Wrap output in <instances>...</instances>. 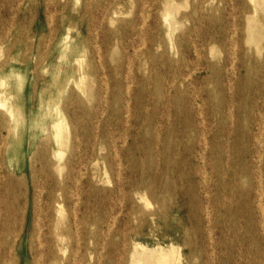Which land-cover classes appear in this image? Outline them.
I'll list each match as a JSON object with an SVG mask.
<instances>
[{
  "label": "rangeland",
  "instance_id": "374dc122",
  "mask_svg": "<svg viewBox=\"0 0 264 264\" xmlns=\"http://www.w3.org/2000/svg\"><path fill=\"white\" fill-rule=\"evenodd\" d=\"M3 79L24 246L81 224L63 264H264V0H0Z\"/></svg>",
  "mask_w": 264,
  "mask_h": 264
},
{
  "label": "bare ground",
  "instance_id": "6f19581e",
  "mask_svg": "<svg viewBox=\"0 0 264 264\" xmlns=\"http://www.w3.org/2000/svg\"><path fill=\"white\" fill-rule=\"evenodd\" d=\"M5 85L6 80H1L0 86ZM126 90L128 89L126 88ZM0 106L9 113L14 125V129L16 130L21 124V119L18 120V117L14 115L13 106L10 104V101L5 98L3 99V101H0ZM39 126V128L42 127L41 122ZM40 146L41 149L39 150L38 154L40 157L45 158V154L43 151L45 150L44 144L42 143L40 144ZM29 170L30 181H28L29 185L25 193H18L16 191L20 181L18 179H15L14 176L9 177V179L1 183L0 186V264H63V259L60 260L55 256V249L62 250L64 248V252H66V250H71L70 253L83 249L85 247V243L83 242L85 238L83 227L81 226V224H77L76 250L70 248V246L68 245H65L63 247V237L60 238L57 233L54 235H50L47 231L44 233V238L42 239L44 244L39 242L38 248L33 249V247H31L29 242L33 237V228L30 221L38 207V202L36 199L37 197H35L33 188L31 187L35 184L32 165L30 166ZM53 183L54 182H52V184ZM49 184H51V181L49 182ZM63 192L64 191L62 190V197L64 195ZM45 199L48 204H52L55 201L54 193L52 191H48L47 193H45ZM21 201H24V206L20 208L21 212L19 213L20 216L18 217L17 211ZM26 236L29 241L27 242V247L23 244V238ZM21 249H23V253L21 252ZM36 254H38V257L35 258ZM31 255L34 260L32 262H29L27 261V259L28 257H31ZM162 257L164 258H162V261H159L158 264H170V262H168L167 260V257ZM73 264H80V262H76L74 260Z\"/></svg>",
  "mask_w": 264,
  "mask_h": 264
}]
</instances>
